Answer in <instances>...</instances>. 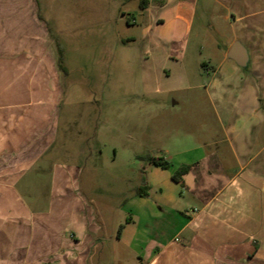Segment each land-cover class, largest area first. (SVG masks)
I'll return each mask as SVG.
<instances>
[{"label":"crops","instance_id":"1","mask_svg":"<svg viewBox=\"0 0 264 264\" xmlns=\"http://www.w3.org/2000/svg\"><path fill=\"white\" fill-rule=\"evenodd\" d=\"M200 2L76 0L56 27L38 0H0V264H106L107 254L114 264H264V0H210L208 26L232 37L213 41L206 57L190 51ZM134 25L137 36L124 34ZM80 26L114 61L131 62L139 40L143 92L204 91L217 122L210 135L166 136L159 151L179 157L177 168L147 174L148 195L117 208L134 211L113 225L117 234L83 190L87 173L95 185L91 138L81 118L62 117ZM236 42L248 51L245 68L228 58ZM184 166L182 187L172 175Z\"/></svg>","mask_w":264,"mask_h":264},{"label":"rangeland","instance_id":"2","mask_svg":"<svg viewBox=\"0 0 264 264\" xmlns=\"http://www.w3.org/2000/svg\"><path fill=\"white\" fill-rule=\"evenodd\" d=\"M38 1L43 14L47 19L49 14L52 26L56 27H59L61 7L76 4V0ZM208 7H212L210 0H201L193 24L190 51L195 56L215 55L216 51L211 47L212 42L225 45L232 37L230 33L223 35L210 29L208 24L212 20H210L212 13L206 12ZM91 29V26L79 27L81 35L77 48L73 46L74 50L68 53L70 64L77 73L70 76L66 82L68 91L61 111L63 119L74 116L81 118L85 133L89 136L87 139L91 138L89 145L94 151V157L92 160L87 159V162L89 165L93 163L97 168L93 173L95 185L89 187L87 181L90 174L87 173L83 190L98 202L101 213L105 211L110 213L111 219L108 223L110 230L115 232L113 225L128 218L130 213L134 212L132 209L121 212L117 208L126 199L135 195L143 185V177L151 174L155 169L147 158H169L168 161L174 167L171 168L172 171L177 168L179 157H174L175 159L172 160V156L165 157L159 151L160 146L168 143L166 136L195 134L200 137L205 131L210 135L217 132V122L204 91L180 93L174 97L146 95L143 92L139 68V56L142 53L139 40L128 47V52L132 55L131 62L114 61L104 57L105 52L102 48L106 45L98 43L99 39L91 35ZM137 31L138 28L134 25L125 30L124 34L137 36ZM199 34L202 38L198 37ZM97 88L101 90L97 91ZM95 97L100 103L93 104ZM175 99L180 101L178 106L172 105ZM158 101L162 102L161 108L155 105L148 107L145 104L146 102L155 104ZM192 101L198 104L193 106ZM91 119L94 121L93 125L90 123ZM185 160L187 162L189 159ZM157 170L161 177L165 172L170 171H164L162 168ZM156 191L157 189L152 191V198L157 194L160 195ZM106 204L117 210H104ZM166 218L165 216L164 219ZM118 230L119 228H116L115 234ZM149 238V235H143V251L139 249L143 257L148 256L146 247L150 244ZM124 255L129 256L127 253ZM128 259L125 262L131 264L132 258ZM105 261L106 264H114L111 254H107Z\"/></svg>","mask_w":264,"mask_h":264},{"label":"trees","instance_id":"3","mask_svg":"<svg viewBox=\"0 0 264 264\" xmlns=\"http://www.w3.org/2000/svg\"><path fill=\"white\" fill-rule=\"evenodd\" d=\"M147 159L151 164H153L156 167H160V168L165 169V170H168L171 167L170 162L165 160L163 157H148ZM189 170H190V167H188V166L180 167L172 175L173 181H175L176 183H178L182 187H184V185H185L184 184V177L188 174ZM142 182H143V185L141 186V188H139L136 191V194L140 195V196H147L149 186L147 184L146 177H143ZM121 229H122V227H120L119 233L121 232Z\"/></svg>","mask_w":264,"mask_h":264},{"label":"water","instance_id":"4","mask_svg":"<svg viewBox=\"0 0 264 264\" xmlns=\"http://www.w3.org/2000/svg\"><path fill=\"white\" fill-rule=\"evenodd\" d=\"M228 58L242 68L247 67L249 63L248 51L240 42H236L233 45L228 54Z\"/></svg>","mask_w":264,"mask_h":264}]
</instances>
